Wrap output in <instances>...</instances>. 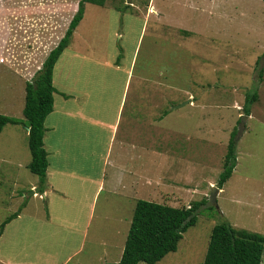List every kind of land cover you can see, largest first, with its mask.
<instances>
[{
  "label": "rangeland",
  "instance_id": "1",
  "mask_svg": "<svg viewBox=\"0 0 264 264\" xmlns=\"http://www.w3.org/2000/svg\"><path fill=\"white\" fill-rule=\"evenodd\" d=\"M153 2L86 4V21L55 73L54 98L74 106L73 115L60 112L56 129L53 111L45 123L50 166L63 171H50L59 190L36 193L23 123L0 133V225L20 212L0 231V264L118 262L139 199L176 207L209 200L235 130L231 178L157 264L203 262L213 227L225 221L264 235V0ZM77 7L46 1L48 43L39 61L31 53L34 63L23 67L33 68L30 79ZM16 68L0 58V114L22 120L26 78ZM255 90L247 115L246 95ZM119 168L129 170L127 183L116 181ZM146 176L152 182L140 184Z\"/></svg>",
  "mask_w": 264,
  "mask_h": 264
},
{
  "label": "trees",
  "instance_id": "2",
  "mask_svg": "<svg viewBox=\"0 0 264 264\" xmlns=\"http://www.w3.org/2000/svg\"><path fill=\"white\" fill-rule=\"evenodd\" d=\"M106 0H79L66 33L49 52L41 68L25 84V105L20 119L0 114V132L7 124L23 123L28 130V146L31 172L39 177L36 193L43 194L47 188L49 153L44 137L46 119L54 110V70L64 50L69 46L75 29L85 15L86 3L104 5ZM262 71V70H261ZM258 99V90L247 93L244 111L250 114L251 105ZM237 130L233 131L227 146L224 168L219 179V188L231 178L237 165ZM208 200L187 206H172L139 199L128 231L121 259L106 264H157L168 253L178 249L183 234L197 222V210ZM24 206V205H22ZM21 206V207H22ZM20 215L19 211L9 215L0 225L1 233L6 225ZM264 256V235L233 226L228 221L216 224L211 233L207 254L199 264H261Z\"/></svg>",
  "mask_w": 264,
  "mask_h": 264
},
{
  "label": "crops",
  "instance_id": "3",
  "mask_svg": "<svg viewBox=\"0 0 264 264\" xmlns=\"http://www.w3.org/2000/svg\"><path fill=\"white\" fill-rule=\"evenodd\" d=\"M46 1L47 0H0V58H2V56L6 57L10 62H12V64H14L16 67H18V68H16V71H19L18 74L20 76H22V78H26V81L30 80V77H28V76L32 75V71H33L32 70L33 68L30 70H26L23 68L24 66H26L29 63H32V64L34 63V61H32L30 59V54L33 53L34 54L33 57L35 56V54H37L36 55L37 57H34L33 59H35V61L36 60L39 61L41 55L43 54V52H45V49H46V46L48 43V32H47V24H46L47 22H46V18H45ZM74 1H76L77 3L79 2V0H74ZM115 2H116V0H106L104 5H98V6H100V7H108V6L112 7ZM150 3H151V6H154L153 0H150ZM86 4H88V3H86ZM91 4H94V3H91ZM63 5H66V4H62V6ZM95 5H97V4H95ZM131 5H133V2H130V6ZM77 9H78V7H77ZM85 11H86V9H85ZM85 17L86 16L84 15L83 20L86 19ZM83 23H82V25H83ZM80 27H78V28L80 29ZM76 30H77V28H76ZM76 30L74 31V34L76 33ZM74 34H73V37H74ZM77 36H78V32H77ZM32 39H34V41H35L33 44V49H34V51H36L35 53H34V51L33 52L31 51L32 48L30 47ZM13 44L17 45L16 49H14ZM70 44L64 50V52L62 53L61 57L59 58V60L56 64V67L54 70V84H55V73H56V69L58 68L57 66H58L59 62L61 61L62 57L67 52V50L70 47L73 48L74 42L71 41ZM16 53L18 54L17 59L14 58V54L16 55ZM26 53H27V55H25ZM43 62L38 63L39 67H37V69L41 68V65L43 64ZM56 93H57V91L54 93V95ZM67 107H68L67 101H65L64 104L63 103L60 104V102L55 99L53 111H56L55 112L56 113V116H55V120H56V126L55 127H56V129L58 127L60 128V125L58 124V121L56 119L57 115L60 112H63L66 115H73V112L71 110H73L74 106H71L70 109H68ZM110 127H114V125L111 124ZM112 131H113L112 133H114V130H112ZM1 132H3V130ZM27 134H28V130H27ZM44 142H45V137H44ZM122 144L129 146V142L127 139H124V141H122ZM127 149L128 148H125L126 151H127ZM59 150H60V147L58 145V148L56 151L59 152ZM130 150H132V149L130 148L129 151ZM106 154H109V153L107 152ZM50 171H52V173H53L52 175H54L56 173L63 172V171H61V168H56V170H55V169H52L51 166L49 165L48 173H47V181H48L47 184L50 187H48V189L46 190V193H50L52 190L57 191L56 188L58 189V184L55 183L54 181H50V179H49ZM106 171H108L107 167L105 168V172ZM127 172H129V170H125L124 168H119L117 170H114L113 171L114 175H115V173H118V175H117L118 178H116V181L119 183V181L117 180V179H119L122 183L123 182L127 183V181L125 179ZM144 180L149 181V184L152 182L151 181L152 178L146 176L145 178H143L141 180L140 184H143ZM126 183L123 184L124 187H126L125 186ZM130 183H131V181H130ZM123 189L124 190L133 189V187L131 186L130 188H123ZM126 193L129 195V193L127 191H126ZM94 194H95V192H94ZM39 196H42V195L39 194ZM47 200H48V198H47ZM48 202L50 203V199L48 200Z\"/></svg>",
  "mask_w": 264,
  "mask_h": 264
},
{
  "label": "water",
  "instance_id": "4",
  "mask_svg": "<svg viewBox=\"0 0 264 264\" xmlns=\"http://www.w3.org/2000/svg\"><path fill=\"white\" fill-rule=\"evenodd\" d=\"M246 117V116H244ZM220 188H215V190L210 194L207 206H211L216 203V195L219 192Z\"/></svg>",
  "mask_w": 264,
  "mask_h": 264
}]
</instances>
